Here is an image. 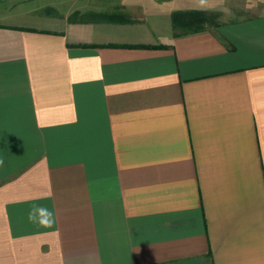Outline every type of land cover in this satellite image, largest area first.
<instances>
[{
	"label": "crops",
	"instance_id": "crops-1",
	"mask_svg": "<svg viewBox=\"0 0 264 264\" xmlns=\"http://www.w3.org/2000/svg\"><path fill=\"white\" fill-rule=\"evenodd\" d=\"M27 2L0 0V264H264V0Z\"/></svg>",
	"mask_w": 264,
	"mask_h": 264
},
{
	"label": "rangeland",
	"instance_id": "rangeland-1",
	"mask_svg": "<svg viewBox=\"0 0 264 264\" xmlns=\"http://www.w3.org/2000/svg\"><path fill=\"white\" fill-rule=\"evenodd\" d=\"M27 3L28 6H39L41 8V12H47L50 14L57 13L58 11L63 13L64 10L74 9V0H28ZM208 20L211 22L213 21V18L209 16Z\"/></svg>",
	"mask_w": 264,
	"mask_h": 264
},
{
	"label": "clouds",
	"instance_id": "clouds-1",
	"mask_svg": "<svg viewBox=\"0 0 264 264\" xmlns=\"http://www.w3.org/2000/svg\"><path fill=\"white\" fill-rule=\"evenodd\" d=\"M201 3H203V0H201ZM0 164H3L2 160H0ZM28 219L33 223L48 228L54 224V213L45 206L33 205L28 213Z\"/></svg>",
	"mask_w": 264,
	"mask_h": 264
},
{
	"label": "trees",
	"instance_id": "trees-1",
	"mask_svg": "<svg viewBox=\"0 0 264 264\" xmlns=\"http://www.w3.org/2000/svg\"><path fill=\"white\" fill-rule=\"evenodd\" d=\"M206 15L201 11H185V12H175L172 15L173 23H179L183 25H191L193 29L201 28V23L206 20Z\"/></svg>",
	"mask_w": 264,
	"mask_h": 264
}]
</instances>
